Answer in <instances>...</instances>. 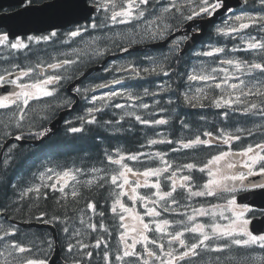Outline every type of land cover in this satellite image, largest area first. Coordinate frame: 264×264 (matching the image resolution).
<instances>
[{"label": "snow or ice", "instance_id": "1", "mask_svg": "<svg viewBox=\"0 0 264 264\" xmlns=\"http://www.w3.org/2000/svg\"><path fill=\"white\" fill-rule=\"evenodd\" d=\"M242 3L246 6L245 11L238 13L226 0H92L93 11L99 8L103 12L100 22L92 20L66 32L67 39L62 43L76 41L82 46L55 53H49L47 49H32L30 45L32 42H49L57 36L56 31L43 37L28 36L27 41L19 38L13 41L7 33H0V52H8L7 56L0 58L9 61L7 66L0 67V87L11 85L13 88L9 94L0 95V126L3 128L0 135L5 138L22 141L27 137H46L51 129L43 122L49 119L50 113L75 103L71 97L61 93V88L65 80L82 74V65L97 60L112 48L129 52L134 45L167 40L177 32L182 35L170 42L166 53L160 57L145 58L149 61L148 66L132 61L105 68V71L127 73V77L75 88L76 94L88 100L92 107L86 109L85 115L77 117L80 126L67 121L73 125L67 131L84 134L85 126L95 125L115 133L123 129L110 126L114 123L122 125L126 117L148 127L167 125V118L148 119L135 111L137 108L144 111L153 108L144 98L156 97L167 91L177 92V99L187 107L220 110L216 115L222 122L237 115L258 117L260 120L254 128L238 126L229 130L217 126L215 131L197 130L190 137L178 138L163 137L157 133L161 138L148 141L149 145H171L170 152L181 154L177 157H170L167 151L125 155L116 150L115 156L105 151L101 160L104 166L91 168L93 174L103 175H95L94 179L87 181L79 179L81 175L88 174L82 167L60 171L46 167L39 172L36 175L38 184L18 189L19 200L13 203L19 206L14 210L19 212L24 207L21 202L28 198L31 201L27 206L31 219L25 222L34 220L54 227L60 225L65 238L62 246L64 264H91L94 251L102 245L104 264H113V260L120 264H264V254L253 255L255 249L264 250V232L254 233L249 227L255 215L249 216L248 213L255 210L244 203V199L238 202L241 193L259 190L264 195V138L239 149L233 148L234 142L255 135L257 129L264 136V0H251L252 8L259 5V11L254 14L247 10L250 0H242ZM84 6H89L88 0H85ZM63 7L72 13L80 8V4L78 0H65ZM117 25H130L131 29L113 31ZM204 25L213 26L216 37L230 38L239 43L233 44L230 49L227 45L209 43L193 55L212 58L211 63L200 62L189 65L190 71L188 68L181 70V53L185 52V45L192 39L191 34H199ZM248 29H255L260 35H253ZM85 33L89 34L87 39L84 38ZM236 52L255 53L259 60L230 56V53ZM16 53H25L23 65L18 62ZM151 75L170 79L174 75L176 79L172 83L177 85V89L169 84L167 87L160 85L159 91L150 92L145 88L142 95L121 91L110 92L107 96L88 95L97 89L121 84L127 78L144 79ZM181 83L186 89L183 92L178 91ZM252 97L256 99H250ZM120 98L127 103H113ZM167 103L174 101L169 98ZM109 104L129 111L123 112L116 121L100 120L97 114L103 113ZM154 104L159 105L160 100H155ZM166 110L163 107L158 111L153 109L149 115L156 116ZM204 119L201 116V120ZM179 123L182 130L191 131V125L184 120ZM186 158L191 162H185ZM146 160L157 161L158 164L150 166ZM125 161L138 162L144 167L137 169ZM8 163L6 157L4 164L7 166ZM197 172L201 174L199 179L194 175ZM253 177L261 179H250ZM93 184L112 186L109 192L113 198L111 212L117 221V230L122 229L114 257L108 251L111 232L102 224L99 229L107 233V237L97 236L94 244L85 243L82 237L97 232L98 226L92 216L87 221L84 219V209L79 210L77 217L78 224L83 228L74 226L75 221L69 224L73 217L67 211L52 215L46 210L32 212L33 207L39 208L40 203L50 196L62 209L66 208L69 197L78 204L82 192L77 185ZM165 187L167 190H164ZM141 188L149 191L142 193L139 191ZM124 197L130 204L124 202ZM85 203L93 215L104 216L103 212L97 213L95 202ZM138 203L143 212L137 208ZM71 210L77 211L75 207ZM164 213L179 219L163 217ZM0 214L3 212L0 211ZM261 214L264 215V210ZM18 232L16 224L10 221L7 225L0 223V246L4 249L0 252V257H3L0 264H50L48 256L54 250L56 241L32 234L27 243H22L14 239ZM38 252L44 255L38 256Z\"/></svg>", "mask_w": 264, "mask_h": 264}, {"label": "trees", "instance_id": "2", "mask_svg": "<svg viewBox=\"0 0 264 264\" xmlns=\"http://www.w3.org/2000/svg\"><path fill=\"white\" fill-rule=\"evenodd\" d=\"M230 56H234L238 59L259 60V57L252 52L230 53ZM200 62L211 63L212 58L188 55L186 57V63L181 67V69L190 68L189 65H197ZM204 110L205 112H203L199 117H194V120L191 123V131H187L189 137L193 134V132L197 130L215 131L217 126L227 127L228 129L233 130L238 125H244L254 128L257 123H260L258 117L250 118L242 117L239 115H237L235 118L229 119L227 122H222L221 118L216 115V113L220 110L214 108H204ZM110 112L114 113L113 111ZM191 113L194 112L191 111ZM201 116H204L206 118L204 120L206 121L201 120ZM99 119L102 120L100 117ZM85 127L86 131L84 134H72L68 132L67 129H62L58 134L52 136L39 146H14L11 149V159L8 165L6 166L4 163H2L0 170V207H6L8 209L7 211L9 212L10 217H15V219H13L14 221L28 224V222L25 221L31 219V213L28 211L27 207L31 203V201L26 198L25 201L21 202L24 207H21V210L19 212H16L14 210L19 205L13 203V201L19 200L18 189L26 188L32 184L39 183L38 179H36V175L39 172L44 171L46 167H54L58 171L66 170L67 168L71 167H82L88 174L81 175L80 180L85 181L84 179H86V177L91 173L92 167L100 168L104 166L103 164H101V160L104 159L103 153L105 151L113 154L114 156L116 150H119L121 154L125 155L143 152V150H145L144 153L167 151L169 152V155H173L174 157L181 155L170 152V149L172 147L171 145H149L145 143L143 140L147 138V135L152 130L151 127L145 125H141L138 123L132 124V122L123 123L122 125H119L118 128H122L123 130L116 131L115 133L111 132L110 130L104 129L103 126L97 127L93 125ZM2 131L3 128L2 126H0V133H2ZM256 132H260L259 129H257ZM172 135V138H178L180 137V132L173 131ZM7 140L8 138L0 135L1 144H4V142ZM240 144V141L234 142L233 148L238 149L240 147ZM201 156L203 157V153L201 154ZM185 160H187V158ZM125 162L129 163L130 166L138 169H142V166H144L143 164L138 162ZM188 162H191V160L188 159ZM147 164L150 166H156L158 162L152 161L151 163L149 162ZM102 174L103 173H100L99 175ZM194 175L197 177V179H199L201 174L197 172ZM77 187L82 192V198H80V202L78 204H75V202L71 200V197H69L66 208L62 209L55 204L54 200L50 196L47 201H43L40 203L39 208L33 207L32 212L38 213L41 210H46L49 215H52L54 212L56 214H61L64 211H67L68 215L73 217V220H70L69 224H73L75 221L74 226L83 228L84 226L78 224L77 217L79 210L84 209V219L87 221L88 217L92 216L93 222H95L98 226L97 232H91L90 235L82 237L85 243L94 244L97 236H100L101 238L107 237V233L99 229V226L102 224L111 232V236L108 237V239L111 241L108 247V251L111 252L114 257L119 231H122V229H120L119 231L117 230V221L114 217V214L111 212V204L113 202V198L109 195V192L112 186H110L109 184H105L104 187H99L98 185L93 184L92 186L77 185ZM123 200L125 203L130 204V201H128L127 197H124ZM86 201L95 202L97 205V213L103 212L104 216L101 217L98 214L93 215L91 210L86 208ZM193 202L196 203V200H193ZM73 207H75L77 211H72L71 209ZM140 210L143 212L142 207L140 208ZM163 217H167L169 219H179V217H176L174 215L169 216L168 213H164ZM145 219L148 220L149 218L145 217ZM31 223H35V221L33 220ZM55 228L57 230V233H59L58 244L60 247V251H62L60 264H64L65 251L63 250L62 246L65 238L60 231V225L55 226ZM32 234H38L42 237L52 239V233L47 229H23L22 227H19V232L14 239H18L22 243H27L28 238ZM88 250L91 251L92 249ZM235 251L243 252L244 250ZM103 252L104 247L102 245L100 249L94 251L91 264H104ZM53 253L54 250L51 251L50 255L48 256V260H50ZM43 255L44 253H42V256ZM2 259L3 257H0V260ZM9 259H11V257H9ZM113 264H120V262L113 260Z\"/></svg>", "mask_w": 264, "mask_h": 264}, {"label": "flooded vegetation", "instance_id": "3", "mask_svg": "<svg viewBox=\"0 0 264 264\" xmlns=\"http://www.w3.org/2000/svg\"><path fill=\"white\" fill-rule=\"evenodd\" d=\"M48 1L53 2L54 0H29V1H26L22 6L5 8V10L3 12L14 13V12L22 10L28 6L42 5L43 3L48 2ZM91 3H92V0H88V5H89L88 7L90 9H92ZM247 10L249 13L254 14L255 12L259 11V5L257 4L256 8H252L251 7V0H250V5L247 6ZM236 12L243 13L244 11L239 10ZM102 17H103V12L99 8H97L96 11H93L91 19H89L87 22H84L81 24L87 25V24L91 23L92 20H95L97 23H99L100 20L102 19ZM79 25L80 24H77V25L73 26L72 28H70L69 30H72L75 27H78ZM130 29H131L130 25H117L113 29V31L119 32V31L130 30ZM90 31H92V30H90ZM105 31H107V30H105ZM247 31L251 32L253 35H257V36L260 35V33H258L255 29H248ZM57 32H61V31H57ZM0 33H6V31L0 30ZM93 34H97V33H93ZM180 35H182V33L177 32L174 34V36L169 37L167 40H161V41H156V42H142L138 45H134V46L130 47L129 52H122L119 50V48H112L111 51L107 52L104 56H102L98 59V62L96 65H102L104 62L103 60L107 59L110 56H113V57H115L114 58L115 60L112 62H109L105 66V68H112L113 66L128 64L132 61H135L137 65L148 66L149 61L147 59H145L146 57H150V56L151 57H160V56H162L164 53H166L168 51V47H169L170 42L173 39H175L176 37H179ZM191 35L193 37L196 34H191ZM88 37H89V34L85 33L84 38L87 39ZM216 38L217 37L214 35V28L212 26L208 30L205 40L202 41V44L198 48L189 50V48L187 47L188 44L185 45L186 50H185V52L181 53V55L183 56V61L180 64V68L186 63V56L188 53H194L196 51H201L202 49H205L207 47V45L209 44L210 40L216 39ZM19 39H23V38H19ZM79 39L80 38H76V40H79ZM73 42H75V44H76V41H73ZM77 46H82V45H77ZM7 55H8L7 50L0 52V57L7 56ZM8 63H9V61L0 58V67L7 66ZM92 66H94L93 62H89V63L82 65L83 71L88 70ZM105 68L103 70L104 73L106 72ZM93 73H95V72H92L91 74H93ZM107 73L108 74H106V75H103L102 73H95L92 76L88 77L86 82H83V81L79 82L80 84L76 85L73 89H75L77 87L86 88V87H89V86H92L95 84H100V83H104L106 81H110L113 78L127 77V73H119V72H115V71H107ZM146 78H144V79L127 78V79H124L123 83H121V84L110 85L109 87L100 88V90H101L102 94H106V95H108L110 92H113L112 91L113 88H118L121 90V92H131L134 95L135 94H141L142 95L143 91H137L136 90V88H138L137 83H140L141 81H143V82L148 81L150 83V87H152V90H149L150 92L151 91H159L160 85H164L165 87H167L169 84H171L173 89H177V85L172 83V81L175 80L176 77H171V79H170L169 77H165L162 75H151V76H148ZM69 86L63 82V87L61 88V93L64 96L66 95L67 92H69ZM185 90L186 89H185L184 84L181 83L178 91L183 92ZM177 94L178 93L175 91H167V92L161 93V95L156 96V97L147 96L144 98V100H145V102L152 104L153 108H150L147 111H144V110L137 108V109H135V111L137 112V114H141L145 118H148V119L167 118L169 120V124L155 126L160 131L165 132V131H168L170 129H178V130L186 133L188 131V129L182 130L179 121L184 120L186 123L191 125L192 121L194 120V117H199L203 112H205V110L185 106L183 104L182 100L177 99ZM73 95H77L76 92H74ZM77 96H79V95H77ZM70 97L72 98L73 101H76V99L73 98L71 96V94H70ZM169 98H171L174 101V103L168 104L167 100ZM155 100H160V104L155 105L154 104ZM118 101L120 103H127V101L124 100L123 98L118 99ZM97 103H100V102L97 101ZM74 104H72V105H74ZM85 106H92V105L89 103V101L86 102L85 99H82L81 96H79V104H78L77 108L75 109V113H77L79 115L86 114V109L84 108ZM161 107H163L167 110L164 112H159V115H156V116L149 115L153 111V109H156L158 111L159 108H161ZM191 111H193L194 113H191ZM120 115L121 114L117 113L114 116L113 120L119 119ZM103 119L107 120L108 118L106 115H103ZM136 123H138V122H136ZM115 125H117V124H114V126ZM143 141L147 142V141H149V138H146ZM207 151L208 150H206L205 152H207ZM202 158H204V157H202ZM153 179H155V178H153ZM146 190H149V189H143V188L139 189V191L142 193H144ZM136 206L139 210L142 207L139 205V203ZM251 208L254 209L255 211H254V213L253 212L248 213L249 216H252L253 214L255 215V218H261L264 216L261 214V210H263V209H258V208H254V207H251ZM3 251H4L3 247L0 246V252H3ZM253 254H256V256H259V254L262 255V254H264V250L255 249Z\"/></svg>", "mask_w": 264, "mask_h": 264}, {"label": "water", "instance_id": "4", "mask_svg": "<svg viewBox=\"0 0 264 264\" xmlns=\"http://www.w3.org/2000/svg\"><path fill=\"white\" fill-rule=\"evenodd\" d=\"M24 1L25 0H0V10L6 7L21 6L23 5ZM78 2L80 4V8H78L72 13L67 12L66 9L63 7L65 0H57L53 4H47L43 7H29L9 15H1L0 28L7 29L10 33L11 38L31 35L35 33L41 34L57 29H66L81 22L88 21L93 14L92 9L84 6L85 0H78ZM226 3L234 8H238L239 6H241L239 0H236L235 2H230L226 0ZM217 16L219 17V13L217 14ZM209 26L210 25H204V33L195 36L188 43L189 48L195 47L200 43L202 38L205 36L206 29ZM63 117L64 115H62L61 119H59V121L57 122V124L59 125H53L52 132L46 138L42 139L41 141L34 142L33 144L39 145L45 139L57 134L63 122ZM12 142L13 140L11 139L7 143V146ZM28 143L29 142L27 141L19 142V144L21 145H26ZM259 179L261 178L259 177ZM240 199H244V203H246L247 205H252L257 208L264 209V195H262L260 191L242 193L238 196V202ZM30 226L50 229L53 232L55 240L57 242L56 231L51 226L39 224L23 225V227L25 228ZM250 227L254 233L264 232V217L254 219ZM59 260L60 252L58 246H56L55 255L51 259L50 264H57Z\"/></svg>", "mask_w": 264, "mask_h": 264}, {"label": "rangeland", "instance_id": "5", "mask_svg": "<svg viewBox=\"0 0 264 264\" xmlns=\"http://www.w3.org/2000/svg\"><path fill=\"white\" fill-rule=\"evenodd\" d=\"M113 90H116V89H113ZM95 175H98V174H93V173H90V177L88 179H85L86 181L89 180V179H94V176ZM80 178V177H79Z\"/></svg>", "mask_w": 264, "mask_h": 264}, {"label": "bare ground", "instance_id": "6", "mask_svg": "<svg viewBox=\"0 0 264 264\" xmlns=\"http://www.w3.org/2000/svg\"><path fill=\"white\" fill-rule=\"evenodd\" d=\"M179 111V110H178ZM204 121H206V120H204ZM216 121V120H215ZM59 234V233H58ZM62 252V251H61Z\"/></svg>", "mask_w": 264, "mask_h": 264}]
</instances>
